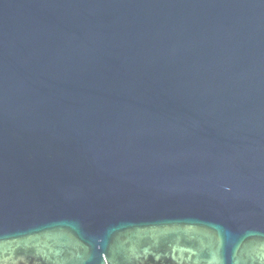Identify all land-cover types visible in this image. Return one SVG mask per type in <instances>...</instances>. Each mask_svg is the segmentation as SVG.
<instances>
[{
	"label": "water",
	"instance_id": "95a60500",
	"mask_svg": "<svg viewBox=\"0 0 264 264\" xmlns=\"http://www.w3.org/2000/svg\"><path fill=\"white\" fill-rule=\"evenodd\" d=\"M0 264H264V0H0Z\"/></svg>",
	"mask_w": 264,
	"mask_h": 264
}]
</instances>
